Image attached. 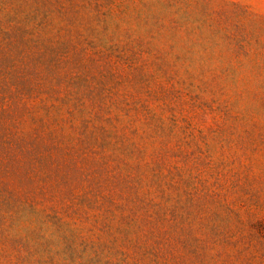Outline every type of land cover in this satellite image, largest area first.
<instances>
[{"label": "rangeland", "instance_id": "374dc122", "mask_svg": "<svg viewBox=\"0 0 264 264\" xmlns=\"http://www.w3.org/2000/svg\"><path fill=\"white\" fill-rule=\"evenodd\" d=\"M0 264H264V0H0Z\"/></svg>", "mask_w": 264, "mask_h": 264}]
</instances>
